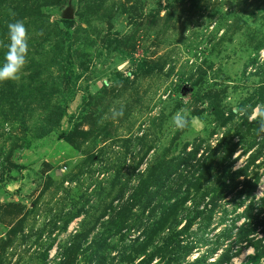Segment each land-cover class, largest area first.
I'll return each mask as SVG.
<instances>
[{
    "label": "rangeland",
    "instance_id": "obj_1",
    "mask_svg": "<svg viewBox=\"0 0 264 264\" xmlns=\"http://www.w3.org/2000/svg\"><path fill=\"white\" fill-rule=\"evenodd\" d=\"M15 20L28 29L29 53L21 78L0 83V264H138L150 256V264L169 262L176 251L163 245L164 257L155 255L167 230L154 227L160 205L176 197L172 186L144 213L133 208L128 226L116 232L102 224L108 216L96 219L123 186L119 202H126L139 171L156 159L176 157L197 136L214 146L223 129L211 134L212 104L227 112L260 99L264 0H0L4 44ZM5 52L0 46V64ZM182 109L188 124L180 130L173 117ZM217 162L205 164L210 174L192 181L188 194H177L186 197L177 198L180 221L203 209ZM253 196H264V176ZM234 197L221 201L208 227L201 216L177 226L178 239L199 243L178 264H227L222 256L237 250L229 264H247L252 234L243 231L238 246L235 233L257 208L249 209L250 197L240 204ZM145 224L156 234L139 249L134 238ZM100 233L106 262L91 247ZM77 234L87 237L68 258ZM205 254V262H194Z\"/></svg>",
    "mask_w": 264,
    "mask_h": 264
},
{
    "label": "trees",
    "instance_id": "obj_2",
    "mask_svg": "<svg viewBox=\"0 0 264 264\" xmlns=\"http://www.w3.org/2000/svg\"><path fill=\"white\" fill-rule=\"evenodd\" d=\"M62 22L67 27H70L73 21L71 19H63ZM259 96H261L260 99H255L254 102H252L254 98H247V100H242L238 103L237 109H246V112L243 113H238L237 109L226 112L218 108L216 104H212L213 115L217 126L213 129L211 134H217L218 130L223 129L219 137L216 135L215 145L211 146L208 138L197 136L193 141L185 143L176 157H171V159L167 161L156 159L152 165L147 167L144 171H139L136 187L134 188L132 186L128 189L129 192L133 190V194L128 196V200L126 202L123 200V202H119L123 199L124 190L128 188L123 186V188L111 198L109 204L104 206V211L100 213L96 221L98 222L108 216V220H106L105 223L103 221L102 224L108 227L109 231L107 232H116L118 229H121L124 224L128 226L129 215L133 208L136 207L140 210L141 214L144 213L154 200L161 199L160 194L166 190L167 186L168 188L172 186L174 192L173 197H176L172 202L170 201L165 205H160L164 210L160 209L159 219H157L155 227L153 226L154 230H157V232L159 231L160 234L167 230V233L163 234L158 241V243H162L157 246L155 255L159 257L162 256L163 258L164 246L170 248L172 245V247H174L173 251H176V253H174V256L172 255L170 257L171 261L169 260V262L167 261L166 263L160 262L158 264H178L182 260H187L186 258L198 247L199 243L198 240L190 241L178 239L181 234L175 232L177 226L185 220L182 227H189L196 216H201L203 225L205 228L208 227L209 224H211L213 214L221 205V201L228 200L227 197L235 193L233 200H237V204H240L245 198L250 197L252 203L248 206L249 209L250 207L252 208L253 205H256L257 208V212L252 220L246 222L244 225L242 224L243 226L241 225L238 228V231L235 233V240L238 246H240L239 243L243 241L246 236V234L245 236L243 235V231L249 234L251 233L252 236L250 239L246 240V245L252 244L255 252L254 255H248L247 264L249 262L251 264H257L260 260L264 261V196L259 197L258 201H254L253 196L258 186L261 185L262 176H264V131H260V120L257 118V115L251 117L255 106L264 105V92ZM52 129L53 125L49 124L44 128L43 132L48 133ZM188 146L191 148L187 149ZM238 149H240L239 152H237ZM200 151H202V153H200ZM198 154L199 156L197 157ZM145 155L146 153L144 156ZM215 160H218V171L215 175L217 179L201 195L204 200V197H208V199L205 200L203 209L201 210L195 207L192 218H189V214H181L182 219L180 221L178 217L180 212H177L179 199L177 198H180V200L184 202L186 197L182 198L181 196H177V194L180 192L188 194L192 188V181L199 183L202 179H206V174L210 173H208V167H205V164H211ZM142 163L143 157L140 158L135 169ZM132 196L136 197L133 198ZM115 201L116 203L113 204ZM180 209L184 210L182 207H180ZM188 209L189 208L185 210L188 211ZM79 214L80 211H78L75 216ZM70 219L71 217L64 222L65 227ZM133 226H136V224H133ZM146 226L147 224L140 229L139 234L134 238L139 242V249L149 242V238L152 235L156 234V232L152 231L153 228H151V225L148 227ZM114 228L116 229L113 230ZM247 228L248 230H246ZM259 234H261V236H259ZM74 236L77 238L76 243L69 244L71 252L67 256L68 258L74 256V251L76 252V250L80 248L83 244L81 240L85 239L87 234H77ZM101 236L103 238H100ZM80 237L81 239H79ZM106 239L107 238L100 233L99 235H95L90 241L92 243L91 247L94 246L96 249L93 254H96L101 262H106V257L103 252V248L106 246ZM138 248L136 250H139ZM238 253L239 250L229 255L225 253L221 258V262L225 261L229 264L231 258L234 255H238ZM207 257L208 254L203 255V258L196 257L194 258V262H205ZM151 258L152 256H150L149 259L143 257L138 261V264H150ZM162 258L160 260H162ZM207 264L214 263L208 262Z\"/></svg>",
    "mask_w": 264,
    "mask_h": 264
},
{
    "label": "clouds",
    "instance_id": "obj_3",
    "mask_svg": "<svg viewBox=\"0 0 264 264\" xmlns=\"http://www.w3.org/2000/svg\"><path fill=\"white\" fill-rule=\"evenodd\" d=\"M8 43L0 41V46L6 48L4 62L0 64V83L6 81H18L21 73L28 63L29 34L23 20H15L7 25ZM238 113L246 112V109H237ZM260 120V131H264V105H257L254 109ZM113 118L123 115L122 110L113 111ZM99 123V121H98ZM173 123L177 129L182 130L188 124L187 111L180 110L173 117Z\"/></svg>",
    "mask_w": 264,
    "mask_h": 264
}]
</instances>
